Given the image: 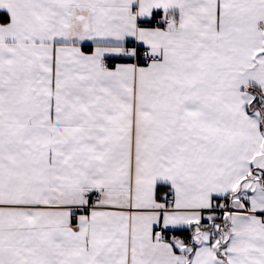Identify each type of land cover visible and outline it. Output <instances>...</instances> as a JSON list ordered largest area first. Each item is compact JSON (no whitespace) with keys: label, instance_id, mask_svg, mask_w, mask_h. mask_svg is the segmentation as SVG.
<instances>
[{"label":"snow or ice","instance_id":"1","mask_svg":"<svg viewBox=\"0 0 264 264\" xmlns=\"http://www.w3.org/2000/svg\"><path fill=\"white\" fill-rule=\"evenodd\" d=\"M0 264H264V0H0Z\"/></svg>","mask_w":264,"mask_h":264}]
</instances>
